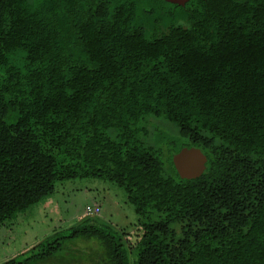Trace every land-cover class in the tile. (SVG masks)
I'll list each match as a JSON object with an SVG mask.
<instances>
[{
	"label": "trees",
	"instance_id": "16d2710c",
	"mask_svg": "<svg viewBox=\"0 0 264 264\" xmlns=\"http://www.w3.org/2000/svg\"><path fill=\"white\" fill-rule=\"evenodd\" d=\"M75 178L143 240L88 214L0 264H264V0H0V225Z\"/></svg>",
	"mask_w": 264,
	"mask_h": 264
},
{
	"label": "rangeland",
	"instance_id": "374dc122",
	"mask_svg": "<svg viewBox=\"0 0 264 264\" xmlns=\"http://www.w3.org/2000/svg\"><path fill=\"white\" fill-rule=\"evenodd\" d=\"M154 121L157 126L153 127L157 130H174V125L164 119ZM96 204L100 207L99 215L95 216L97 219L113 224L118 230L123 229L132 243L143 240L146 231L144 221L140 220L122 187L98 178H75L62 184L58 182L53 194L27 209L17 211L0 225V262L27 251L55 229L75 224L86 215L87 205ZM91 246L96 247L97 241H79L74 245L88 251ZM52 264L79 263L67 259V263Z\"/></svg>",
	"mask_w": 264,
	"mask_h": 264
},
{
	"label": "water",
	"instance_id": "95a60500",
	"mask_svg": "<svg viewBox=\"0 0 264 264\" xmlns=\"http://www.w3.org/2000/svg\"><path fill=\"white\" fill-rule=\"evenodd\" d=\"M172 3L185 5L189 0H166ZM174 164L183 178L200 176L206 168L207 155L198 147H183L174 155Z\"/></svg>",
	"mask_w": 264,
	"mask_h": 264
},
{
	"label": "built area",
	"instance_id": "2783aa9c",
	"mask_svg": "<svg viewBox=\"0 0 264 264\" xmlns=\"http://www.w3.org/2000/svg\"><path fill=\"white\" fill-rule=\"evenodd\" d=\"M100 211V207L96 204L95 206H87L86 207V215L88 214H98Z\"/></svg>",
	"mask_w": 264,
	"mask_h": 264
}]
</instances>
